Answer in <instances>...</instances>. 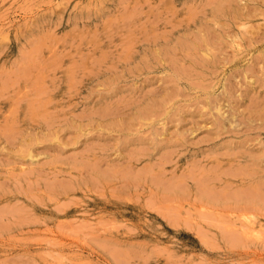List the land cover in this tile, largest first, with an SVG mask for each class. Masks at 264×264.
<instances>
[{
    "label": "rangeland",
    "instance_id": "1",
    "mask_svg": "<svg viewBox=\"0 0 264 264\" xmlns=\"http://www.w3.org/2000/svg\"><path fill=\"white\" fill-rule=\"evenodd\" d=\"M255 1L201 50L216 0H0V264H264ZM204 172L225 200L161 188Z\"/></svg>",
    "mask_w": 264,
    "mask_h": 264
},
{
    "label": "bare ground",
    "instance_id": "2",
    "mask_svg": "<svg viewBox=\"0 0 264 264\" xmlns=\"http://www.w3.org/2000/svg\"><path fill=\"white\" fill-rule=\"evenodd\" d=\"M214 1V0H213ZM217 1V3L215 4V7H214V12H215V18H214V20L212 21L213 23H214V25H213V28H211V27H209V29H207V28H204V29H202L201 30V34H200V37L199 38H197V39H195V37H194V41H187V40H185V39H183V40H181V43H180V45L184 48H186V49H190V48H196V49H201V48H204V47H206V48H204V49H207V47L208 46H210L212 43H211V40H210V36H211V34L212 33H214V32H217L216 30H215V28L214 27H216V29H221L223 32V34H229L228 33V31H226V29L227 28H229L232 24H238V26H242L243 27V25H245L246 24V19H247V21H248V16L247 15H249L248 13H247V9H245L244 10V8H246L247 7V1L248 0H245V2L244 3H242L241 2V0H216ZM241 2L242 4H237L238 2ZM255 1V0H254ZM256 2V1H255ZM257 2H258V0H257ZM209 5V4H208ZM214 6V5H213ZM254 9V8H253ZM258 10H260V9H258ZM200 11V10H199ZM256 11V10H255ZM203 14V13H202ZM205 15V14H204ZM262 16V15H261ZM260 16V17H261ZM214 17V16H213ZM213 19V18H212ZM211 19V20H212ZM243 20H245V21H243ZM211 22V23H212ZM167 23V22H166ZM244 28V27H243ZM248 28H249V26H248ZM247 28V29H248ZM251 29H254L255 27L254 26H251L250 27ZM245 29V28H244ZM249 30H247V32H248ZM254 31V30H253ZM198 33V32H197ZM215 36L216 35H212V38L214 37L215 38ZM233 37V36H232ZM191 39V38H190ZM191 40H193V38L191 39ZM234 42V41H233ZM216 43V42H215ZM38 50V49H37ZM202 50V49H201ZM22 70V69H21ZM20 70V71H21ZM28 72V71H27ZM12 73V72H11ZM4 97V96H3ZM1 98V97H0ZM6 99V98H5ZM261 99V98H260ZM2 100V99H1ZM5 101V100H4ZM35 102H38L37 100L35 101ZM19 103V102H18ZM34 103V102H33ZM41 104V103H40ZM4 105V104H3ZM35 108V107H34ZM261 115H263V114H261ZM5 128V127H4ZM11 131V130H10ZM227 131V130H226ZM12 142V141H11ZM173 149V148H172ZM171 150V149H170ZM135 153V152H134ZM163 154V153H162ZM161 154V155H162ZM168 154V153H167ZM260 156V159L262 160V162H264V153L262 154V155H259ZM162 157V160L164 161V157H165V155L164 156H161ZM160 157V158H161ZM168 158V157H167ZM30 160H31V163H33V161H34V156L32 155V154H30ZM167 160V159H166ZM89 164V163H88ZM168 164V163H167ZM96 165V164H95ZM94 165V166H95ZM90 166V165H89ZM93 166V167H94ZM162 166V168L164 169V167H165V163L163 162V164L161 165ZM160 165L158 166L159 168L161 167ZM203 167V166H202ZM220 167V166H219ZM130 169V168H129ZM161 169V168H160ZM215 169V168H214ZM100 170V169H99ZM132 170V169H131ZM153 170V169H152ZM187 170V169H186ZM231 170V169H230ZM142 171V170H141ZM161 171V170H160ZM211 171V170H210ZM106 172V171H105ZM191 172V171H190ZM95 173V172H94ZM125 173V172H124ZM128 173H130V172H128ZM135 173V172H134ZM138 173V172H137ZM166 173V172H165ZM164 173V174H165ZM193 173H195V172H193ZM206 172H204V174H205ZM108 174L109 173H101V172H99V174H96V175H98V176H96V177H94L97 181H103L102 179H107L108 180ZM123 174V173H122ZM140 174V173H139ZM173 174V173H172ZM133 175V174H132ZM147 175V174H146ZM146 175H145V177H146ZM155 175V174H154ZM190 175V174H189ZM196 174H192V175H190L191 177H189V176H186V174L184 175H178V176H176L177 177V179L175 180V178H174V182H172L173 180H171V184L169 183V184H164L163 186H162V184L163 183H161V188L163 189V191H166V192H168L169 194H177V196L178 195H181V194H186L187 193V188L188 187H190L189 186V183L190 182H192L191 184H192V186H194L196 189H199V188H202V190H205L206 189V191H204V193H205V195H207V197L209 198V200L211 201V202H218V200H221V199H224L223 197L220 199L219 198V192L217 191V185L216 184H221L222 182H224L225 184H228V182H227V180H226V178L224 179H222V178H220L219 176H214L213 174H209V175H213V176H207L206 174H205V178H202V177H204V176H202L201 177V179H199V178H195V177H192V176H195ZM201 175V174H200ZM215 175H217V174H215ZM91 176V175H90ZM111 176V175H110ZM109 176V177H110ZM139 176V175H138ZM141 176V175H140ZM139 176V177H140ZM161 176V175H160ZM107 177V178H106ZM133 177H136V176H133ZM153 177V176H152ZM155 177V176H154ZM158 177V176H157ZM157 177H156V179H157ZM151 179H153V178H151ZM137 180V179H136ZM135 178H133L131 181H133L134 183H135ZM139 180L140 179H138L137 181L139 182ZM160 180V179H159ZM159 180L158 181H156V184H157V182H159ZM161 180H163L164 181V179H161ZM152 181V180H151ZM150 181V182H151ZM154 181V180H153ZM163 181H160V182H163ZM166 181V180H165ZM137 182V184H139ZM155 182V181H154ZM159 182V183H160ZM133 183V185H135ZM152 183V182H151ZM131 184H132V182H131ZM50 185V184H49ZM125 185V184H124ZM223 186H224V184H222ZM221 185V186H222ZM231 185V184H230ZM140 186V185H139ZM154 186H157L156 188H158V185H154ZM187 186V187H186ZM191 186V187H192ZM203 186V187H202ZM220 186V185H219ZM130 187V186H129ZM135 187H136V185H135ZM224 187H226V186H224ZM204 188V189H203ZM247 188V187H246ZM189 189V188H188ZM238 188H236V190H237ZM199 190H201V189H199ZM254 190V189H253ZM223 191V190H222ZM198 192V191H197ZM202 193V192H201ZM223 193V192H222ZM235 193V192H234ZM231 195V194H230ZM235 195V194H234ZM234 195H232V196H234ZM202 196V195H201ZM220 196H221V194H220ZM227 196V195H226ZM248 196V195H247ZM263 196V195H262ZM261 195H259L258 193H252L251 192V194H249V196L247 197V199L248 200H250L251 201V199H253L252 201H254V199L255 200H257V199H263V197H262ZM236 197H238V198H240L241 199V192L236 196ZM242 197H244V196H242ZM242 199H244V198H242ZM225 200V199H224ZM32 201V200H31ZM223 201V200H222ZM154 202V201H153ZM258 202V201H257ZM263 202H264V199H263ZM255 203V202H254ZM149 205V204H148ZM1 206V205H0ZM30 206V205H29ZM32 206V205H31ZM3 207V206H2ZM9 208V207H8ZM37 208V206L35 205L34 207H33V209L35 210ZM18 209V208H17ZM16 208L15 209H4V210H0V226H2V223H1V221H3V219H7V217L8 218H10V219H7V220H10V221H12L14 224H22V223H24V221H26V219H25V216L23 215L24 214V212H26V211H20V208H19V210H17ZM32 210V209H31ZM156 210V209H155ZM28 211V210H27ZM173 212V211H172ZM29 215V214H28ZM170 215V214H169ZM172 215V214H171ZM170 215V216H171ZM175 215V214H174ZM167 218V217H166ZM179 218V216H177V218L175 217V216H173V217H168L167 219H168V221L170 222V224H173V225H175V226H180L181 225V220L180 219H178ZM7 223V222H6ZM25 224V223H24ZM27 224V223H26ZM191 224V223H190ZM30 225V224H29ZM22 226H23V224H22ZM189 228V227H188ZM205 232V231H204ZM205 234V233H204ZM199 235H200V233H199ZM224 235V234H223ZM229 235V234H228ZM226 237V236H225ZM240 237V236H239ZM249 237V236H248ZM228 240H233L234 241V238H232V236L230 235L228 238H227ZM211 240V239H210ZM203 241V240H202ZM242 242V241H241ZM211 243V242H210ZM102 244V243H101ZM119 256H120V254H119ZM122 257V256H121ZM120 257V258H121ZM146 258V257H145ZM125 259V258H124ZM118 264V263H117Z\"/></svg>",
    "mask_w": 264,
    "mask_h": 264
}]
</instances>
